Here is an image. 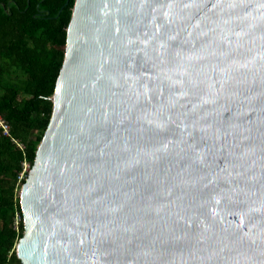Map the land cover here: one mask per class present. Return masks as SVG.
Returning a JSON list of instances; mask_svg holds the SVG:
<instances>
[{
  "label": "water",
  "instance_id": "1",
  "mask_svg": "<svg viewBox=\"0 0 264 264\" xmlns=\"http://www.w3.org/2000/svg\"><path fill=\"white\" fill-rule=\"evenodd\" d=\"M67 32L22 264H264V0H76Z\"/></svg>",
  "mask_w": 264,
  "mask_h": 264
},
{
  "label": "trees",
  "instance_id": "2",
  "mask_svg": "<svg viewBox=\"0 0 264 264\" xmlns=\"http://www.w3.org/2000/svg\"><path fill=\"white\" fill-rule=\"evenodd\" d=\"M76 0H0V264H22L19 191L49 126Z\"/></svg>",
  "mask_w": 264,
  "mask_h": 264
},
{
  "label": "built area",
  "instance_id": "3",
  "mask_svg": "<svg viewBox=\"0 0 264 264\" xmlns=\"http://www.w3.org/2000/svg\"><path fill=\"white\" fill-rule=\"evenodd\" d=\"M0 127L3 129L5 135H9L10 126L9 124L0 116ZM29 165L25 164L24 172L21 174L22 178L24 173L28 171Z\"/></svg>",
  "mask_w": 264,
  "mask_h": 264
},
{
  "label": "rangeland",
  "instance_id": "4",
  "mask_svg": "<svg viewBox=\"0 0 264 264\" xmlns=\"http://www.w3.org/2000/svg\"><path fill=\"white\" fill-rule=\"evenodd\" d=\"M27 165H28V164H27ZM29 171H30V170H29V168H28V173H29ZM19 194H20V191H19Z\"/></svg>",
  "mask_w": 264,
  "mask_h": 264
}]
</instances>
